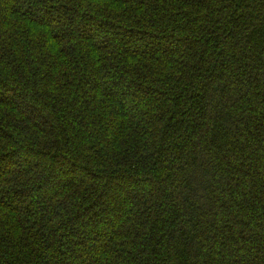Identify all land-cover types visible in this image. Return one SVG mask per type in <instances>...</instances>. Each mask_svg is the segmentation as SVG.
<instances>
[{"label":"trees","instance_id":"16d2710c","mask_svg":"<svg viewBox=\"0 0 264 264\" xmlns=\"http://www.w3.org/2000/svg\"><path fill=\"white\" fill-rule=\"evenodd\" d=\"M0 264H264V0H0Z\"/></svg>","mask_w":264,"mask_h":264},{"label":"rangeland","instance_id":"374dc122","mask_svg":"<svg viewBox=\"0 0 264 264\" xmlns=\"http://www.w3.org/2000/svg\"><path fill=\"white\" fill-rule=\"evenodd\" d=\"M109 40H110V39L108 38L107 41H109ZM110 216H111V215H110ZM113 217H114V216L112 215V219H113ZM108 218H109V216H108ZM102 226H103V222L100 221V222L98 223V227H99L100 229H102V228H104V226H103V227H102ZM88 259H89V257H88Z\"/></svg>","mask_w":264,"mask_h":264}]
</instances>
